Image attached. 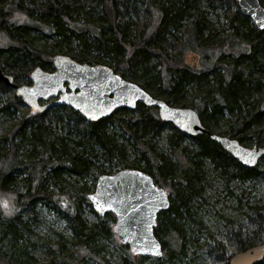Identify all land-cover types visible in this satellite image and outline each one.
I'll return each mask as SVG.
<instances>
[{"label": "trees", "instance_id": "16d2710c", "mask_svg": "<svg viewBox=\"0 0 264 264\" xmlns=\"http://www.w3.org/2000/svg\"><path fill=\"white\" fill-rule=\"evenodd\" d=\"M217 10L229 11L225 23ZM188 50L200 57L197 71L183 64ZM56 56L105 65L151 97L191 108L209 133L264 147V29L235 0H0V112H23L0 138V197L10 207L0 208V264H38L37 242L52 254L48 264H228L264 242V157L244 167L208 135L184 134L140 102L86 121L63 105L24 112L15 93L1 100L4 76L29 85L34 69L54 71ZM122 169L146 173L168 195L153 229L159 259L119 243L113 214L91 207L93 223L83 214L95 175ZM44 210L68 235L40 234Z\"/></svg>", "mask_w": 264, "mask_h": 264}, {"label": "water", "instance_id": "95a60500", "mask_svg": "<svg viewBox=\"0 0 264 264\" xmlns=\"http://www.w3.org/2000/svg\"><path fill=\"white\" fill-rule=\"evenodd\" d=\"M235 1L240 13L249 18L258 30H263L264 8L259 1ZM182 60L188 68L199 70L200 57L195 52L185 51ZM53 68V72L34 69L29 85L17 86L9 77L2 79L15 89L22 105L30 111L43 112L54 105H63L76 111L86 121H96L119 108L133 110L140 102L147 107H155L161 121L171 123L184 134L208 135L244 167H253L264 157V147H244L236 140L209 133L191 108L170 106L155 99L139 85L122 79L105 65L78 63L67 56H56ZM66 89L69 91L66 92ZM40 100L54 101L40 105ZM87 199L98 216L102 217L105 213L114 215L117 240L126 245L132 254L161 258L162 247L153 229L158 212L168 208L169 199L149 175L132 169L101 175ZM263 259L264 242L235 253L228 264H259Z\"/></svg>", "mask_w": 264, "mask_h": 264}, {"label": "rangeland", "instance_id": "374dc122", "mask_svg": "<svg viewBox=\"0 0 264 264\" xmlns=\"http://www.w3.org/2000/svg\"><path fill=\"white\" fill-rule=\"evenodd\" d=\"M216 15H218L220 22L225 23L227 20L226 17L229 15V11L217 10L213 12L212 17ZM12 83L14 84V82ZM8 86L10 88V85ZM13 94H14V90L10 88L9 91L6 94H4V97L1 98V100L6 101V99L13 97ZM21 109H24V112L27 110V108L24 105H22ZM22 115L23 112L21 110H14L13 108L9 109L7 115L6 112H0V138L4 137L8 133V131L11 130V128L21 119ZM158 146L163 149L166 148L165 133L162 134L161 139L158 140ZM95 178H98L97 174L95 175ZM96 180L95 182L93 181L94 184H96ZM91 182H92V177L87 179L88 185H90ZM92 192L93 191H91L90 193ZM87 203H90L88 199L82 204L83 214L90 223H93L96 221V218L95 215H93V213L91 212L92 206H88ZM0 208L5 213L10 211L8 198H3L2 196L0 197ZM42 218L44 219L43 222L45 223V227L43 230L40 231V234H44L47 237H51L53 232H61L64 233L65 235H68V232L65 230L64 223L61 221L60 217L56 213L51 212V210H44ZM67 248L73 250L74 246L69 244ZM31 254L36 259L38 264H48L53 257L52 254L49 252V248L47 244L40 242L36 243L35 248L32 250ZM150 260H154V259L149 258L148 261ZM87 262H92V261L87 260ZM207 263L209 264L211 262L208 260Z\"/></svg>", "mask_w": 264, "mask_h": 264}, {"label": "flooded vegetation", "instance_id": "af4514ba", "mask_svg": "<svg viewBox=\"0 0 264 264\" xmlns=\"http://www.w3.org/2000/svg\"><path fill=\"white\" fill-rule=\"evenodd\" d=\"M64 86H67V84H64ZM10 88H12L13 90H14V93H15V89L10 85ZM69 90L68 89H66V92H68ZM21 99V98H20ZM21 101V100H20ZM52 101H54V100H51V101H49V102H52ZM48 101H42V100H40L39 101V104L40 105H44V104H47V103H49ZM55 106V105H54ZM248 148H251V147H248Z\"/></svg>", "mask_w": 264, "mask_h": 264}]
</instances>
